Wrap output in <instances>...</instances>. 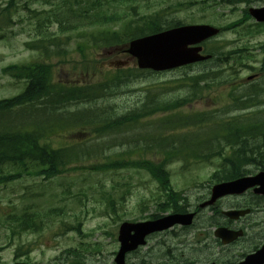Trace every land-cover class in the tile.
Listing matches in <instances>:
<instances>
[{
	"label": "trees",
	"instance_id": "obj_1",
	"mask_svg": "<svg viewBox=\"0 0 264 264\" xmlns=\"http://www.w3.org/2000/svg\"><path fill=\"white\" fill-rule=\"evenodd\" d=\"M105 1L63 0L59 3L46 2L47 6L43 5L41 9L28 10L27 23L31 26L32 34L25 46L35 51L37 56L28 62L10 64L0 69V74L24 83L21 92L0 98V186H7L23 176L52 179L71 163L84 160L88 148H79L75 139H64L61 146H53L51 142L52 137H71L78 129L90 130L97 136L115 134L116 138L110 144L127 146L116 158L96 169L145 170L159 185L162 200L156 204L157 210H185V197L175 191L170 183L167 166L172 162L195 160L212 165L216 161L212 174L215 181L234 179L252 169H264V82L238 83L236 68L241 67L247 57L241 48L215 52L205 45L206 52L211 55L205 63L213 65L196 74L183 75L180 81L187 88L183 98L162 100L155 98L148 90L137 106L122 114H116L110 108L113 106L107 104H90L106 100L111 89L127 77L124 70L109 68V77L93 83L54 80L53 60L56 57L64 58L70 45L81 56L82 63H89L92 61L91 55L99 50L121 54L131 38L163 28L151 16L138 18L142 20L141 23H133V18L124 22L122 15L109 14L103 9ZM212 1L214 5L236 6L249 4L251 0ZM195 3V0L187 1L190 6ZM130 7L134 10V7ZM10 9L9 5L1 9L0 17L8 15ZM248 18L247 10H244L242 20L232 21L220 29L235 30L241 26L244 34L251 37L264 28V24L258 23L243 25ZM115 23L120 25L115 28ZM170 25L178 23L171 22ZM262 51L264 53V44ZM227 71L230 73L227 74ZM222 86H225V90L220 96L218 92ZM206 97L217 107L184 111L183 107ZM218 97L223 99L217 100ZM83 104L90 107L71 112L68 110L72 105ZM29 112L32 115L47 112L68 125L55 131L49 122L44 127V124L36 122L17 121L18 118H30ZM157 114L162 115L157 116L153 124L142 123ZM68 129H73L71 134H68ZM79 143L83 144L84 141L80 140ZM129 153L139 154L140 157L127 158ZM142 153L154 157V160L142 158L145 155ZM155 216L151 214L150 217ZM33 222L34 219L27 212L18 215L9 210H0L6 245L10 244L11 234L16 229L27 231ZM66 252L72 256L68 257L66 263L83 264L82 254L72 249Z\"/></svg>",
	"mask_w": 264,
	"mask_h": 264
},
{
	"label": "rangeland",
	"instance_id": "obj_2",
	"mask_svg": "<svg viewBox=\"0 0 264 264\" xmlns=\"http://www.w3.org/2000/svg\"><path fill=\"white\" fill-rule=\"evenodd\" d=\"M19 2L18 10L13 16L14 25L5 37L0 38V68L12 63H25L37 56L25 48V42L32 34L31 26L26 21V13L22 5L26 0H14ZM28 2L30 0H27ZM192 0H107L104 10L109 13H117L123 16V21L133 18L135 22L141 23L138 18L151 16L156 18L162 29L173 27L171 22L178 24L207 23L213 26H225L226 24L239 20L244 10L248 7H260L264 0H251L249 4L241 3L236 6L214 5L212 0H195V5H186ZM1 2V0H0ZM58 2V1H57ZM134 7V10L131 7ZM40 8V3L33 4ZM252 18L246 19L245 24H252ZM120 23H115L114 27ZM264 44V28L260 32L251 35L244 34L241 26L235 30L228 29L217 37L207 42L208 49L217 51H230L243 49V65L236 68L238 83L245 82L247 76L258 73L261 69ZM91 55V62L82 63L81 56L69 46L66 55L67 61H55L54 80L96 82L106 76L108 68L118 66L117 60L123 59L125 63L119 66L127 74V77L117 83L107 99L95 102L92 105L113 106L112 111L122 114L137 106L144 98L148 90L158 99L173 101L185 96L186 87L180 79L184 74L193 75L212 66V63H198L181 69H173L164 72L136 71L135 65L126 54L121 55L106 53ZM77 62L79 67L90 66L99 68V72L80 71L73 67ZM128 70H132L128 72ZM230 71H227V74ZM257 81L264 82V71H260ZM91 77V78H88ZM224 87L219 88L218 94H224ZM22 89V83L18 80L0 75V98H5L18 93ZM218 97L217 100H222ZM88 104L72 105L69 112L84 110L90 107ZM209 107H217L212 100L206 97L204 100H195L184 111H200ZM30 118H18V122H36L46 124L49 122L52 129L59 131L68 123L57 119L55 115L47 112L36 113ZM154 115L144 125L156 122ZM71 127V126H70ZM68 129V134H71ZM62 135V134H61ZM116 138L115 134L101 135L90 132V130L74 131L71 137L57 139L52 137L53 146H61L64 139L72 141L81 149L88 148L84 154V160L71 163L65 167L62 173L52 179H44L36 176H23L7 186H0V210H9L20 215L27 212L33 219L32 226L27 231L17 230L11 234L10 244L6 245L3 236V228L0 224V260L3 263L13 261L28 264H69L66 260L70 256L67 249H74L84 256V264H114V254L118 249L117 232L122 221L148 220L151 214H164L165 210H157L156 204L162 200L157 181L143 169L138 168H110L96 169L105 162L116 158L127 146L111 145ZM48 139V138H47ZM72 139V140H71ZM78 140V141H77ZM84 141L83 144L79 141ZM72 144V143H69ZM133 152V151H132ZM135 152V151H134ZM137 152V151H136ZM142 158L154 157L142 153ZM138 158L139 154L129 153L127 158ZM216 161L212 165L206 162L188 163L175 161L167 166L170 173V183L175 191L185 197V208L191 209L198 201L206 196L215 180L212 174L215 170ZM253 170V169H252ZM256 170H254L255 172ZM257 172V171H256ZM255 172V173H256ZM169 212V211H168ZM166 212V213H168ZM208 222L212 216L210 210L200 213L198 222ZM200 224V223H198ZM211 230V226L209 227ZM166 235H156L148 239L147 244L134 253L127 255L126 264H177L178 260H170L166 255H173L176 259L181 256V251L174 247L177 239L174 233H179V228ZM184 240V239H183ZM93 245H98L95 250ZM30 248V250H28ZM192 245L186 242L182 248L183 253L190 257L193 252ZM208 257H221L217 254L214 245L207 251ZM17 253V256H15ZM205 255V254H204ZM198 259L206 256L194 255ZM59 257V259H56ZM184 264V263H179Z\"/></svg>",
	"mask_w": 264,
	"mask_h": 264
},
{
	"label": "water",
	"instance_id": "obj_3",
	"mask_svg": "<svg viewBox=\"0 0 264 264\" xmlns=\"http://www.w3.org/2000/svg\"><path fill=\"white\" fill-rule=\"evenodd\" d=\"M249 14L258 22H264V5L249 8ZM218 29L210 25H184L173 27L151 35L131 40L126 52L135 59L139 68H148L155 71L168 70L179 66L195 63L207 59L208 55L201 54L199 45L205 39L217 34ZM254 188V192L264 194V171L253 176H244L231 181L220 182L212 186V195L202 206L212 204L216 198L226 194H238ZM235 216L236 214L233 213ZM193 213H174L162 217L139 222H122L119 226L117 239L119 249L115 255L116 264H124L125 254L135 250L145 243V237L151 233L162 231L175 224L187 226L191 224ZM215 235L224 243L240 235V232L219 228ZM264 248L243 264H253V259H261ZM264 260V259H263ZM260 263H262V261ZM251 261V262H250ZM26 264V263H15ZM215 264V263H212Z\"/></svg>",
	"mask_w": 264,
	"mask_h": 264
},
{
	"label": "flooded vegetation",
	"instance_id": "obj_4",
	"mask_svg": "<svg viewBox=\"0 0 264 264\" xmlns=\"http://www.w3.org/2000/svg\"><path fill=\"white\" fill-rule=\"evenodd\" d=\"M210 195L208 192L197 204L195 203V206L188 209L195 214L194 222L188 228H179V233H174L177 239L174 249L178 248L181 251L178 260L184 264H209L212 261L219 264H238L264 245V194H257L251 189L239 195L221 197L212 206L199 209V204L209 199ZM201 210H210L212 216L208 222L203 221L202 216L201 221L198 222ZM226 210H249V212L231 219L224 214ZM216 227L242 230L243 233L237 239L224 245L213 234ZM173 231L175 230L157 234L166 235ZM186 242L194 247L191 249L193 255L190 257H187L182 250ZM214 245L217 247V254L221 257L212 259L208 257L207 251ZM194 255L206 257L198 259Z\"/></svg>",
	"mask_w": 264,
	"mask_h": 264
}]
</instances>
